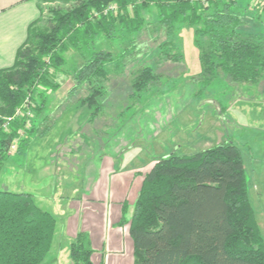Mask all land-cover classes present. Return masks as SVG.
<instances>
[{
	"label": "trees",
	"instance_id": "obj_1",
	"mask_svg": "<svg viewBox=\"0 0 264 264\" xmlns=\"http://www.w3.org/2000/svg\"><path fill=\"white\" fill-rule=\"evenodd\" d=\"M73 1L66 10H50L45 29L35 28L39 19L32 23L13 64L0 69V170L12 153L11 144L17 151L40 133L34 123L49 116L48 101L60 87L56 74L66 65V52L82 58L71 71L69 93L79 94L76 110L91 109L105 97L114 69L139 54L136 40L147 28L144 11L155 10L153 31L163 35L158 59L182 60L174 41L186 26L193 28L201 82L215 81L219 72L228 83L258 86L264 80V23L246 6L236 11L244 0ZM111 3L117 7L114 13L104 14ZM245 23H257L255 30ZM100 39L127 45L113 54L97 46ZM132 74L128 98L133 100L160 77L151 65ZM26 100L35 118H13L4 129L3 118ZM96 114L90 113V122ZM248 191L243 158L232 142L156 159L143 177L128 224L134 264H264V242ZM55 229L53 215L39 208L32 195L0 190V264H42ZM93 254L87 233L78 232L69 245L70 263L101 264Z\"/></svg>",
	"mask_w": 264,
	"mask_h": 264
},
{
	"label": "rangeland",
	"instance_id": "obj_2",
	"mask_svg": "<svg viewBox=\"0 0 264 264\" xmlns=\"http://www.w3.org/2000/svg\"><path fill=\"white\" fill-rule=\"evenodd\" d=\"M39 2L41 14L36 29L46 28V22L51 18L50 10H66L74 3L73 0ZM110 6L117 8L113 3L107 8ZM243 6L260 14L264 23V5L257 6L252 0H244L236 11H242ZM143 16L147 28L136 40L139 54L123 60L121 69H114L115 73L105 83L106 95L97 101L96 106L100 104L97 108L81 107L79 114L74 112L77 105L73 104L74 101L77 103L79 94L66 92V88L73 84L71 71L82 63V58L72 50L66 52V65L56 74L60 87L51 94L47 112L45 110L46 113L50 111L49 116L36 123L41 134H33L28 146L17 151L14 149L0 170V190L32 195L36 205L55 218V236L64 224L58 207L61 198L68 193L69 203L73 201L72 195L79 191L66 184L82 171V164L91 153L87 143L91 149L92 143L95 148L99 147L105 161L115 152H120L116 154L117 158L126 152H141L150 160H156L170 153L192 154L223 142H232L239 148L245 166L249 163L253 167L257 161L264 162V80L258 86L228 83L219 72L215 81L201 82L196 50L192 45L193 28L180 26L176 33L174 43L183 52L182 60L166 61L158 59L157 45L163 35L153 31L155 10L144 11ZM256 24L245 23V27L253 29ZM260 26L264 29V24ZM126 45V42L97 41L99 48L113 54ZM144 65L153 67L160 76L159 81L139 99H129L132 73ZM55 99H64L66 104L59 110L58 107L53 109ZM94 111L97 112L94 121L88 122ZM65 147L67 152L63 153ZM65 160L73 166L68 172L69 179L62 176L64 171L58 173V167L67 164ZM45 165L49 168L47 174L42 171ZM249 193L253 194L251 181Z\"/></svg>",
	"mask_w": 264,
	"mask_h": 264
},
{
	"label": "crops",
	"instance_id": "obj_3",
	"mask_svg": "<svg viewBox=\"0 0 264 264\" xmlns=\"http://www.w3.org/2000/svg\"><path fill=\"white\" fill-rule=\"evenodd\" d=\"M40 6L39 0H0V69L9 68L13 64L18 48L26 40L28 28L40 17ZM72 85L66 88V92H69ZM65 102L64 99L56 100L53 109L58 107L59 110ZM73 105H77L76 101ZM88 145L90 143H87V148L91 153L83 162L82 171L72 176V182L66 184L79 191L72 195L73 201L69 203L68 193L63 195L64 199L61 198L58 207L64 224L57 236L54 234L51 248L42 264H71L68 258L69 245L78 232L87 233L94 250V262L134 264L128 224L143 177L156 160H150L141 152H126L117 158L116 154L120 152H115L103 161L100 148H95L93 143L92 149ZM127 147L131 150L130 145ZM65 151L67 152L66 147L63 153ZM65 162L67 164L63 168L58 167V173L60 175L64 171L62 176L69 179L68 172L73 166L69 164V160ZM251 166L249 163L245 166L243 160L248 188L250 181L253 188L252 195L248 191L249 199L264 242V162L257 161ZM42 171L47 174L45 172H49L48 166L45 165ZM122 218L126 223L120 224Z\"/></svg>",
	"mask_w": 264,
	"mask_h": 264
},
{
	"label": "built area",
	"instance_id": "obj_4",
	"mask_svg": "<svg viewBox=\"0 0 264 264\" xmlns=\"http://www.w3.org/2000/svg\"><path fill=\"white\" fill-rule=\"evenodd\" d=\"M252 2H253L254 5L257 4V6H259L260 4L264 5V0H252ZM114 10H115V8L110 6L109 8L104 10V14H106L108 11H114ZM19 117H26V118H29V119H31L33 117V112L31 111L30 105L27 102V100L24 102V104L20 108H17L15 110L14 114L11 117L3 118L4 119V124L2 125V127L4 129H7L8 123L13 118H19ZM26 126L29 127L30 123L28 122L26 124ZM14 149H15V144L13 143L9 147V152L11 153Z\"/></svg>",
	"mask_w": 264,
	"mask_h": 264
}]
</instances>
